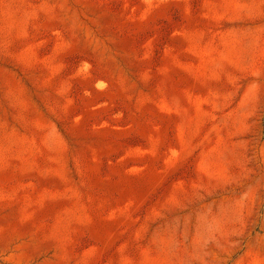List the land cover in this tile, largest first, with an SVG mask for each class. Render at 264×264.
<instances>
[{
    "label": "rangeland",
    "instance_id": "rangeland-1",
    "mask_svg": "<svg viewBox=\"0 0 264 264\" xmlns=\"http://www.w3.org/2000/svg\"><path fill=\"white\" fill-rule=\"evenodd\" d=\"M0 264H264V0H0Z\"/></svg>",
    "mask_w": 264,
    "mask_h": 264
}]
</instances>
